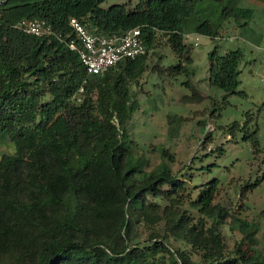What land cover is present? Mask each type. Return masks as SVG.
<instances>
[{
    "label": "trees",
    "instance_id": "obj_1",
    "mask_svg": "<svg viewBox=\"0 0 264 264\" xmlns=\"http://www.w3.org/2000/svg\"><path fill=\"white\" fill-rule=\"evenodd\" d=\"M105 1L4 3L0 134L15 152L0 158V260L14 254L24 225L34 255L25 264H264V256L253 248L258 226L238 217H232L230 230L243 237L226 252L219 227L227 213L213 204L217 180L184 202L194 172L190 180L174 176V157L164 147L159 148L162 162L147 172V160L135 155L137 147L127 131L137 108L131 87L148 67L157 33L167 38L178 59L173 70L185 73L192 63V46L185 36L216 40L227 21L247 25L252 9L230 7L225 0H217L218 14L202 6L205 0H139L131 9H102ZM71 19L92 35L109 38L139 28L146 54L88 76L68 46L77 41ZM23 20L44 21L52 33L25 34L16 28ZM243 57L240 49L220 54L218 46L208 54V84L224 97L241 94L237 88ZM186 85L194 96L197 90ZM252 146L259 152L256 134ZM140 226L150 231L142 241L135 232ZM171 240L187 245L190 252L173 251ZM245 244L253 250H244ZM191 255L200 262L194 263Z\"/></svg>",
    "mask_w": 264,
    "mask_h": 264
},
{
    "label": "rangeland",
    "instance_id": "obj_2",
    "mask_svg": "<svg viewBox=\"0 0 264 264\" xmlns=\"http://www.w3.org/2000/svg\"><path fill=\"white\" fill-rule=\"evenodd\" d=\"M138 1L107 0L100 7L125 5L131 9ZM225 2H230V7L240 5L252 9L251 21L242 26L231 20L223 23L216 40L193 33L185 36V43L192 46V63L185 73L173 70L178 59L169 48L167 38L157 33L147 56L148 67L138 84L131 87L137 108L127 131L134 148L137 147L135 155L147 160V172L162 162L160 147L174 157L170 164L174 176L190 180L188 176L194 172L193 182L187 184L189 193L184 194V202L196 198L199 190L217 180L213 204L220 205L227 213L219 227L226 252H231L243 237L237 229L230 230L234 216L258 226L253 248L264 256V179L253 187L264 175V0ZM217 4V0H205L202 6L214 8L218 14L221 8ZM195 38H198L196 47L192 45ZM215 46L220 54L236 49L243 52L237 88L241 94L224 97L222 90L208 84L207 57ZM187 82L197 90L194 96ZM169 118L174 119L172 124ZM254 134L259 152L252 146ZM14 152L8 137L0 134V158ZM206 223L209 226L212 221L208 218ZM135 232L141 241L150 235L142 226L136 227ZM170 245L173 251L190 252V247L180 241L171 240ZM243 248L253 250L246 244ZM32 251L22 225L14 241V254L3 257L0 264H25L33 259ZM191 259L194 263L200 262L196 255H191Z\"/></svg>",
    "mask_w": 264,
    "mask_h": 264
},
{
    "label": "built area",
    "instance_id": "obj_3",
    "mask_svg": "<svg viewBox=\"0 0 264 264\" xmlns=\"http://www.w3.org/2000/svg\"><path fill=\"white\" fill-rule=\"evenodd\" d=\"M5 2L6 0H0V16ZM70 26L77 41L70 42L69 49L77 52L88 76L104 74L124 60H133L146 54L139 28L129 30L120 37L109 38L92 35L76 19H71ZM16 28L36 37L52 33L50 27L39 20H23ZM192 45L198 46V38L194 39Z\"/></svg>",
    "mask_w": 264,
    "mask_h": 264
}]
</instances>
